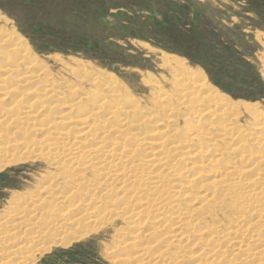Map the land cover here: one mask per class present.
<instances>
[{
    "label": "rangeland",
    "instance_id": "1",
    "mask_svg": "<svg viewBox=\"0 0 264 264\" xmlns=\"http://www.w3.org/2000/svg\"><path fill=\"white\" fill-rule=\"evenodd\" d=\"M0 32L3 34H1L3 40L0 42V76L3 75L2 72L6 67L10 70L14 69L12 72L10 71L12 74L10 82L14 85L12 97L10 96L9 100H6L7 102H0V120L3 121L0 122L2 126L0 127V148L9 147L7 153H0V157L8 155L4 160L0 159V264H127L122 258L135 255L134 253L145 245L157 248L159 241L156 239L155 243V237L164 234L165 231H171V224L175 223V218L172 220L168 217L169 212L166 216L163 214L159 217L155 210V213L151 212L153 209L148 207V211H144L147 213L143 212L138 219H129L131 214L137 211L145 192L151 194L148 195L150 199L158 192L152 188L153 182L158 179L149 180L148 178L144 182L146 184L140 183L141 186L140 184L134 186L133 181L130 184V179L126 182L127 178L118 174V171H121L119 167L125 164L123 162L125 159H128L122 156L121 160L115 162V167H110V170L106 169L108 173L98 166L95 168L85 167L83 162H86V159L84 158L78 163L75 160L67 162L65 156L68 152L65 147H61V140L57 139V142L56 139H53L56 138V133L61 132L63 127H67L66 122H69L73 124H68L69 129L74 127L70 131L72 135L69 133L70 137L65 141L79 140V133L81 134L87 125L78 121L82 118L84 108L90 110L95 106L97 98L101 102L107 101L106 104L111 106H114L113 103L120 105L117 112L96 114L93 119L97 122L108 120L106 128L99 127L101 125L95 126L94 134H100L99 130H106L107 133L104 142L108 145L105 143L107 146L106 150L104 149L105 155L101 153L100 159L103 157L109 160L115 159L116 154L121 151L119 150L121 147L132 148V145L136 144L134 142L137 141V144H140L137 153L142 161L136 164L135 168L138 169H136L137 172L145 170V167L141 165H143V160L148 159L146 153L150 151L149 145L145 142L155 138L151 136L154 130L166 132V137L168 140L170 139L171 144L167 140L166 146H163L161 152L166 154V159L168 158L169 169L166 168L167 170L162 172V176L166 177V180L168 179L166 182H170L172 185L168 184L164 192L168 190L169 195L172 194L175 197L171 201L178 205L179 209H182V213H185L183 216L192 217L191 220L196 217L193 220H196L194 222L196 224L193 223L191 228L193 230L188 232V234L195 235L192 236L193 238L199 237L198 230L200 231V228L205 229L209 226H211V231H207H210V234L213 231V233H217L212 236L213 240L208 242L207 249L201 255L200 264H241L244 260V264H264V241L263 243L260 241V236L264 234V228L256 226V224L252 226V219L255 216L251 215V210H249L254 207L253 199L256 196L264 202V187L261 186L264 185V162L250 161L247 156L250 153L264 155V127L263 130L262 128L258 130V127H261V122L257 119L259 116L264 117V0H0ZM13 32L14 34H12ZM20 41L23 45H27L31 54L38 59L37 66L29 68L28 60L23 58L21 49H17ZM10 43L11 45H8ZM164 55H170L175 57L174 59L183 61L189 69L196 70V72L201 71L209 81V85L222 97L224 96V99L240 106L238 111L227 110L226 112L219 108L215 115H204L205 107L195 104L200 99L198 97L191 99V96H196V92L192 91L193 94L189 91L185 97L186 106L183 104L181 106L182 100L176 90V84L173 82L174 80L180 82L179 75L175 73L176 71L164 67L165 64L162 61ZM4 56L7 57L6 60ZM16 58H18L17 63L21 62V65L13 67L11 66L12 60ZM22 60H27V62ZM77 62L87 66L86 72L76 70V73H71ZM38 71H41L39 85H27L25 78L21 80L24 83L18 80L19 77L22 78L29 72L39 74ZM108 84L116 86L115 92L108 88ZM50 86L60 93L56 92L55 96L48 98L42 90ZM5 88L8 86L0 88V90ZM157 88L163 94L169 95L164 103L161 100H155ZM32 91L35 93L29 96L28 94ZM20 95L23 100L19 107L25 106L28 98L31 100L34 95L42 103L39 104L38 101L35 110H32V114L37 118H33L34 120L32 118L21 119L18 121L19 124H15L11 121H14L18 114L13 115L12 111L10 113L6 111L10 110V106L7 107L10 101H17ZM103 98L105 99L102 100ZM128 101L136 103L140 108V112L138 110L129 113L127 115L129 119L126 118V121L128 120L136 127L120 126V118H124L125 111L129 109L126 107ZM66 103L70 104L73 109L69 111V107L66 108V105L68 106ZM3 107H5V111ZM246 107L254 110H247V112ZM170 108H178L172 109L173 114H176L174 115L176 117L172 118L175 120L174 122H168L167 115ZM11 109L15 110L16 108ZM154 109L159 111L156 113L157 117L156 114H153V119H146L150 118L149 115ZM63 118H67V120L65 121ZM53 122L58 125L56 124L54 129L49 128L48 125ZM129 122L126 123L129 124ZM210 124L214 127L226 125L229 129L224 136H219L220 131L217 128L213 130L212 135L203 134L202 131L209 128ZM45 125L49 130L44 127ZM39 127H44L51 133L48 141H45V135L36 136L34 134L35 128ZM18 128L23 130L19 131ZM25 129H29L28 132ZM166 130L169 132L167 133ZM191 130L193 134L190 133L188 138L187 133ZM231 131H233L232 134ZM13 132L15 133L13 134ZM195 135L201 141L193 138ZM84 136L82 140L88 141L87 131ZM22 139L29 141L33 147L20 150L17 153L12 152L14 142L17 140L20 142ZM188 139L190 144L192 142L194 144L190 151H188V143L185 141ZM41 140L43 141L41 148H39L40 146L39 150L34 148V144ZM114 141L121 144L117 149H112L111 145ZM92 143H96V141ZM167 143L173 148H169ZM212 143H215L218 151L212 149ZM206 145L212 151L203 150L204 147L207 148ZM201 147L203 148L201 149ZM109 149H112L110 154L107 153L110 152ZM175 149L178 151L175 152ZM164 154L162 155L164 156ZM216 154L224 155L223 161L221 159L220 162H223L222 165L227 164L230 169L233 168L235 170L234 177L238 179L229 176L222 180V184L219 183L211 189L212 191H207V183L216 177L215 172L223 170L221 169L222 165L220 167L215 165L216 161L221 158V156H215ZM137 157L138 155L131 158L137 159ZM133 159H128V161L132 162ZM261 160L263 159L259 158V161ZM220 162L218 163L220 164ZM137 165L142 168L139 169ZM246 169L252 170L245 173ZM104 172L107 173L106 176H104ZM162 176L159 175L161 179ZM252 176L258 182L253 183L256 186L249 181ZM261 176L262 178H260ZM125 183L127 185L121 186ZM134 183L138 182L134 181ZM238 183L240 186L234 196L235 199H227L225 195L229 192L226 191L235 188ZM129 184L135 190H132L128 186ZM151 185L153 186L151 187ZM251 187L258 189L255 194H250L251 196L253 194V197L248 196L249 193H244L251 190ZM119 188H122L121 191ZM139 188H146V190L139 191ZM198 196H205L208 202L211 196L210 202L214 201V204L212 203L214 206L210 207V203H205L207 205L203 208L200 200L197 199ZM225 198L227 202H225ZM119 199L120 201H118ZM243 200L244 202H242ZM225 203H228L227 206ZM261 205L259 206L262 211L260 214L264 215V205ZM200 207L204 210L205 215H199ZM194 210L195 212H193ZM23 211L24 213H22ZM63 217L64 219L69 217L68 221L70 222L80 218L81 223L75 225L74 222H65L62 220ZM17 218L23 222V225L18 224ZM162 218L165 220L164 224L162 223L164 220L158 221ZM178 221H182V216ZM240 221L242 222L240 223ZM246 222L251 224H248L250 228L247 229L248 233L246 232L245 235L252 234L260 237L259 241L252 242L253 246L250 247L251 249L249 248V253L241 251L238 255L236 254L238 252L235 249L239 247L236 242L240 243L239 239L238 241L229 240L228 245H226L227 242L220 243L221 246L215 243L221 235H225L223 231L225 232L229 228L230 232V229H234L236 225ZM59 227L60 229L57 230ZM14 233L16 236L12 235ZM52 233L56 235L54 236ZM186 234L182 232L178 239ZM128 235L131 237L128 238ZM246 236L242 237L243 240L241 239L243 243L255 239H248L250 237ZM181 240L185 242L184 239ZM154 243L155 245H153ZM163 244L160 246H164ZM193 244V242L185 243V248H181L184 250L179 249L180 252L175 250L174 243L172 246L170 245V248L165 245L162 248L167 253L161 259L160 264H192L194 260L192 256L202 247L200 245L198 248L197 246L194 248ZM215 244L220 247L216 248L217 253ZM243 248L241 250L245 249ZM170 250L172 251L169 252ZM257 250L260 252L258 253ZM261 252L262 254H260ZM156 254L154 253L153 257ZM172 259L178 261L173 263L170 261ZM133 261L129 264L140 263V259ZM144 262L154 264L152 258L144 260Z\"/></svg>",
    "mask_w": 264,
    "mask_h": 264
},
{
    "label": "bare ground",
    "instance_id": "2",
    "mask_svg": "<svg viewBox=\"0 0 264 264\" xmlns=\"http://www.w3.org/2000/svg\"><path fill=\"white\" fill-rule=\"evenodd\" d=\"M1 32H3V31H1ZM0 32V42L3 40L2 39V33ZM2 34V35H1ZM12 34H14V32L12 33ZM14 37V36H13ZM4 38H5V36H4ZM10 39H11V37H10ZM19 39V38H18ZM7 40V39H6ZM5 40V41H6ZM14 40V39H13ZM4 41V42H5ZM12 42V41H11ZM7 43V42H6ZM5 43V44H6ZM8 45H11V43L10 44H8ZM19 48H17V49H21V54H23L22 56H23V58H26L27 60H28V62H27V60H22V61H26L27 62V64H28V66H30L29 68H31V67H35V66H37V61H38V59H36V57L35 56H33V54H31L32 52L30 51V48L26 45H23L22 44V42L20 41L19 42ZM1 48V47H0ZM5 48V47H4ZM13 49V48H12ZM6 51V50H5ZM9 52H11V50H9ZM13 52H15L14 51V49H13ZM6 53H7V51H6ZM9 54V53H8ZM14 54V53H13ZM2 55H3V53H2ZM11 55V54H10ZM1 56V55H0ZM12 56V55H11ZM15 56H20V55H15ZM4 58H5V56H4ZM7 58V57H6ZM6 58H5V60H6ZM10 58V57H9ZM19 58H21V57H19ZM175 57H171L170 55H164L163 56V59H162V61H163V64H165L164 65V67L165 68H170V70H172V71H176L175 73H177V75H179V81L180 82H177V80H174L173 82H174V84H176L175 85V87H176V90H177V92L179 93V96H180V98H181V106H182V104L183 105H185L186 103H185V101H187L186 100V95L188 94V92L190 91H192V92H196V96H191L192 98L191 99H193V98H196V97H198L200 100H197L196 102H195V104L197 105V106H202V107H205V109H204V115L205 114H209V116H210V114H214L215 115V113L217 112V111H219V108H221V109H224L226 112H227V110L228 111H230V112H233V111H238L237 109H239V105H235V104H233V103H231L228 99H224L222 96H221V94L220 93H218L213 87H211L209 84V81L206 79V77L204 76V74L200 71H198V72H196V70H192V69H189L187 66H186V64L183 62V61H181V60H178V59H174ZM3 59V58H2ZM17 60H18V58H16V59H13L12 60V65L11 66H13V67H18V64H20L21 65V62L20 63H17ZM10 61V60H9ZM14 62V63H13ZM79 62V61H78ZM76 63L75 64V68H72L73 70H71V73H76V70L77 71H79V70H81V71H83V72H86L85 70L87 69V66H85V65H83V64H81V63ZM9 63V62H8ZM23 63V62H22ZM11 64V63H10ZM14 64H15V66H14ZM24 64H25V67H26V63L24 62ZM24 64H23V66H24ZM30 64V65H29ZM10 66V67H11ZM9 67V66H8ZM12 68V67H11ZM22 68V67H21ZM28 68V67H27ZM26 68V69H27ZM172 68H174V69H172ZM45 69V68H44ZM43 69V70H44ZM14 70V69H13ZM12 69L10 70V68H7L6 67V69H4L3 70V75L2 76H0V88H3V87H5V86H8V88H5V89H1L0 90V102H3V101H6V100H9V98H10V96H11V93L14 91V85H12L11 83L12 82H10V78H11V76H12V74H10V71L12 72L13 71ZM16 71H18V69H15ZM42 71V70H41ZM41 71H38V73L39 74H37L36 72H32V73H27V74H25V76L23 77L22 75V78H20L19 77V79L18 80H23V78H25V79H27V83H25V84H27V85H29V84H32V85H39V83H41L40 82V78H39V76H40V72ZM45 71V70H44ZM83 74H90V73H83ZM41 76H44V75H41ZM47 76H50L49 74H47ZM43 78V77H42ZM50 81V80H49ZM21 83H24V81H21ZM46 85H48V84H46ZM42 86V85H41ZM44 86V85H43ZM57 86V85H56ZM108 86V88H111V90L113 91V92H115L114 90L116 89V86L115 85H112V84H108L107 85ZM59 88H60V86H58ZM64 87V86H63ZM36 88V87H35ZM154 88V87H153ZM36 90V89H35ZM56 90H57V88H56ZM194 90V91H193ZM29 91H30V89H29ZM157 91V92H156ZM155 91V93H157V94H155V96H156V98H155V100L156 99H158V100H161V101H163V103L169 98V95H167V94H163L162 93V91L159 89V88H157V90ZM42 92L44 93V94H46V96H48V98L49 97H53V96H55V93L57 92V91H55L54 90V88L52 87L51 88V86L50 87H47L46 89H43L42 90ZM153 92V91H152ZM191 92V93H192ZM35 93V91H32V93H29L28 95L30 96V94L32 95V94H34ZM37 93V92H36ZM58 93V92H57ZM60 93V92H59ZM58 93V94H59ZM64 93V92H63ZM190 93V94H191ZM111 94V93H110ZM193 94V93H192ZM191 94V95H192ZM38 96V95H37ZM83 96V95H82ZM12 97V96H11ZM31 97H33V96H31ZM36 96L34 95V98H30L31 100H29V98H28V102H27V106L25 105V106H22V107H19V105L21 104V101L23 100L22 98V96L20 95V97L17 99V101H10V103H9V105L7 106V107H9L10 106V110H8V109H6V110H8V111H6V112H11V113H13V115L14 114H18V116H17V118L14 120V121H11V123L13 122H15V124H19L18 123V121L19 120H21V119H30V118H37L35 115H33L32 114V110L35 108V106L36 105H38V99H36L35 98ZM85 97H88V96H85ZM99 97H102V96H99ZM123 97V96H122ZM62 98V97H61ZM105 98H103L102 100H104ZM20 100V101H19ZM47 100V99H46ZM77 100V99H76ZM123 100V99H122ZM188 100H190V99H188ZM73 101H75V100H73ZM121 101V100H120ZM7 102V101H6ZM172 102V101H171ZM40 103H42L41 101H39V104ZM107 103V101H103V102H101V100L100 99H96L95 100V106H93L90 110L89 109H85L84 108V111H83V115H82V118L78 121V122H80V123H82L83 125H87V127H85V129H83L82 130V128H81V130H82V132H81V134L79 133V135H78V139L79 140H77V141H72V142H66L65 141V139L66 138H69L70 137V135H69V133H70V131H71V129H73V127H71L70 129H69V125L71 124V123H69V122H66V124H67V127H63L62 129H61V132H59V133H56V138H53V139H56V141H57V139L58 140H61V147H65V149H66V151L68 152L67 154H66V156H65V159L67 160V162H68V160H72V162H74V160L78 163L81 159H86V162H83L84 163V165H86L85 167H94L95 168V166H98V168L100 167L102 170L103 169H105V171H106V169H109L110 170V167H115V165H116V161L117 160H121V156L122 157H127L128 159H133V158H131V157H133V156H136V155H138V157H137V159H133L132 160V162H129L128 161V159H123L124 161V165L123 166H121V165H119V166H121V167H119L120 169H121V171H118V174L119 175H123L124 177H126L127 179L125 180L126 182H128L129 181V179H130V184H131V182L133 181V184H134V186H135V184H136V186H139V184L141 183V182H145V180L146 179H148L149 178V180H153V179H158L157 181H155V182H153L154 183V186L153 185H151V187L155 190L156 189V191H158L156 194H154V196H153V198H149L148 197V195L150 194V193H148V192H143L144 193V195H142V197H144V198H142L143 200L142 201H140L141 203H140V205L137 207V211H135V213L133 212L132 214H131V216L129 217V219H138L139 217H141V215H142V213L144 212V211H148V207H150L151 208V210L153 209V211H151V212H154V210H155V212H156V214L157 215H159V217H160V215H163V214H165L164 216H166L167 215V212H169V216L168 217H170L172 220L175 218V223H173V224H171L172 225V227L170 228L171 229V231L170 232H164V234H162V235H159L158 237H155V239H154V241H155V243H156V239H158V241H159V245H158V247L156 248L155 246H150V245H145V246H143V247H140V249H136L137 248V246H136V250H137V252L136 253H134L135 255H128L126 258H122L123 259V261L125 262V263H127V264H129V263H131L133 260H139L140 259V263L139 264H150L149 262H144V260H147V259H150V258H152V261L154 262V264H160V262H161V259L162 258H164V256L166 255V253L167 252H165V250H163V248L162 247H164L165 245H167V246H165V247H169L170 248V245L172 246V244L174 243L175 245H176V251L177 250H184V249H181V248H185V246H184V244L186 243V244H190V242H193L194 244L192 245V247H196L197 246V248L200 246V245H202V247H201V249L200 250H198V251H196V254H194V256H192V258L194 259L193 261H192V264H200L201 263V255L205 252V250L207 249L206 247H207V244H208V242L209 241H211V240H213L212 239V236L214 235V234H217L216 232L215 233H213V232H211L212 234H210V231H211V229H210V227L211 226H209V227H205V229H203V228H200L201 230L199 231L198 230V232H199V237H196V238H193L194 236L193 235H191V234H188V232H190L191 230H193V229H191L192 227H193V223L196 221H193L194 220V218H196V217H194L193 218V220H191L192 219V217L190 218V217H185V216H183V214L185 215V213H182L183 211H182V209H179V206L178 205H176V204H173V202L171 201V199H173V198H175L172 194H170V195H172V196H170L169 195V192H168V190H167V192L165 191L164 192V190H166V187H167V185L169 184L170 186L172 185V184H170V182L168 183V182H166L167 180H166V177H164V176H162V172L165 170H167L166 168H168L169 169V167H168V161H167V159H166V157L167 156H165L166 154H164V153H162L161 151L163 150V146L165 145V143L167 142V138L168 137H166V132L165 131H161V130H154V131H152L153 133H151V136H154L155 138L152 140V141H149V142H145V144H147V145H149V152H147L146 153V155H147V158L148 159H145V160H143V162H145V163H143L142 162V164L143 165H141V166H144L145 168V170H140V172L138 171L137 172V168H135V166H136V164H138L139 162H141L142 160V158H139V154L137 153V151H138V147H139V145L137 144V141L136 142H134V143H136V144H134V145H132V148H125V147H121L119 150H121L120 152H118L117 154H116V158L115 159H112V160H109V159H106V158H99V157H101L100 156V154L101 153H105V151H104V149L105 148H107V146H106V142H104V140L106 139V136H107V133H106V130L105 131H103V130H99L98 132H100V134H98V133H96V134H94V132L96 131L95 130V126L96 125H101V126H99V127H101V128H106V127H108L106 124H108V122H106V121H108L107 119L106 120H104V121H94L93 119H95V115L96 114H100V113H111V112H113V113H115V112H117L118 110H119V106L120 105H118V103H113L114 104V106L112 105H109V104H106ZM132 103V102H131ZM129 101L126 103V107H129V109L128 110H126L125 111V117L124 118H120V126L122 127V126H130L131 125V127H136V126H133L128 120L126 121V118H128L127 117V115H129V113H132V112H136V111H138L140 108L138 107V105L136 104V103H132L131 104ZM66 104H68V103H66ZM79 105V104H78ZM85 105V104H84ZM81 106H83L82 104H81ZM186 106V105H185ZM242 106H244V105H242ZM69 107V111L70 110H72L73 109V107L70 105V104H68V106L66 105V108H68ZM72 107V108H71ZM75 107V106H74ZM0 108H1V106H0ZM4 108V111H5V107H3ZM11 108H16L15 110H12ZM183 108V107H182ZM210 108V109H209ZM247 109H246V111L247 110H252V109H249V107H246ZM173 108H170V111H168V117H169V119H168V122H174L175 120L174 119H172V118H174V117H176V116H174V115H176V114H173L174 112H173V110L175 109H173ZM176 109H178V108H176ZM175 109V110H176ZM242 109V108H241ZM240 109V110H241ZM35 110V109H34ZM110 110H112V111H110ZM199 110V109H198ZM239 110V111H240ZM254 110V109H253ZM74 111V110H73ZM5 112V113H6ZM35 112H37V111H35ZM43 112V111H42ZM47 112V111H46ZM67 112V111H66ZM139 112H140V110H139ZM159 111H157V110H152V113L149 115L150 116V118L148 117V118H146V119H153V117H152V115L153 114H156V113H158ZM248 112V111H247ZM2 113V112H1ZM39 113V112H38ZM40 113H41V111H40ZM150 113V112H149ZM68 114V113H67ZM71 114V113H70ZM124 114V113H123ZM203 114V113H202ZM249 114V113H248ZM257 114H259V113H257ZM261 114V113H260ZM1 115H3V114H1ZM37 116H39V115H37ZM94 116V117H93ZM155 116V115H154ZM199 116V115H198ZM220 116V115H219ZM254 116V115H253ZM263 116V115H262ZM73 117H75V116H73ZM72 117V118H73ZM117 117V116H116ZM156 117H157V114H156ZM155 117V118H156ZM171 117V118H170ZM257 117V116H256ZM6 118V117H5ZM70 118H71V116H70ZM76 118H77V116H76ZM118 118V117H117ZM2 119H3V116H2ZM63 119H65V121L67 120V118H63ZM129 119V118H128ZM254 119V118H253ZM261 123V127L259 128L258 127V130H260L261 128H262V130H263V127H264V117L263 118H261L260 116L257 118ZM6 120V119H5ZM34 120V119H33ZM32 120V121H33ZM75 120H77V119H75ZM133 120V119H132ZM160 120V119H159ZM28 121H30V120H28ZM118 121V122H119ZM129 122V124L128 123H126V122ZM134 121V120H133ZM148 121V120H147ZM161 121V120H160ZM254 121H256V120H254ZM0 122H1V120H0ZM3 122V121H2ZM1 122V123H2ZM41 122V121H40ZM55 122V121H54ZM51 123V124H49L48 126H49V128H52V129H54V128H56L55 127V125L57 124V123ZM145 122V121H144ZM167 122V121H166ZM263 122V123H262ZM0 123V124H1ZM26 123V122H25ZM59 123V122H58ZM7 124V123H6ZM14 124V125H15ZM54 124V125H53ZM65 124V123H64ZM69 124V125H68ZM236 124V123H235ZM3 125H4V123H3ZM7 125H9L10 126V124H7ZM7 125H6V127H7ZM58 125V124H57ZM71 125H73V124H71ZM79 125V124H78ZM5 126V125H4ZM4 126H3V128H4ZM39 126V125H38ZM47 125H45L44 127H46ZM167 126V125H166ZM166 126H165V128H166ZM218 125H216V127H214V125H212L211 126V124H210V127L208 128H205L203 131H202V133L203 134H211L212 135V133H213V130L215 129V128H217L219 131H220V133H219V136H224L225 135V133H226V131H227V129H229L226 125H222V126H220V127H217ZM0 127H2L1 125H0ZM15 127V126H14ZM44 127H39V128H35V130H34V134L36 135V136H38V135H45L44 136V139H45V141H48L49 139H50V134L51 133H49L48 132V130H49V128L48 127H46V128H48V130L46 129V128H44ZM78 127H80V125L78 126ZM82 127V126H81ZM137 127H139L140 128V126H137ZM13 128V127H12ZM27 128V127H26ZM110 128H112V127H110ZM6 129V128H5ZM77 129V128H76ZM115 129V128H114ZM186 129V128H185ZM18 130L19 131H21V130H23V129H21V128H18ZM25 130H27V129H25ZM29 130V129H28ZM28 130H27V132H28ZM187 130V129H186ZM231 130V129H230ZM233 130V129H232ZM238 131H239V129H237ZM31 131V130H30ZM30 131H29V134H30ZM74 131V130H73ZM86 131H87V137H88V141H83L82 140V137L85 135V133H86ZM111 131V130H110ZM136 131V130H135ZM167 131V130H166ZM189 131V130H188ZM192 131V130H191ZM189 132V133H187V136H188V138L190 137V133H192L193 134V131L192 132ZM195 131V130H194ZM242 131V130H241ZM26 132V134H28ZM139 132H140V130H139ZM169 132V130L167 131V133ZM229 132V131H228ZM232 132L233 131H231V134H232ZM242 132H244L245 133V131H242ZM15 132H13V134H14ZM32 133V132H31ZM138 132H136V134H137ZM197 133H199V132H197ZM25 134V133H24ZM33 134V133H32ZM71 134V133H70ZM135 134V133H134ZM139 134V133H138ZM231 134H230V136H231ZM235 134V133H234ZM247 134V133H246ZM246 134H244V135H246ZM72 135V134H71ZM173 135V134H172ZM198 135V134H197ZM201 135V134H200ZM208 135V136H209ZM229 135V134H228ZM240 135V134H239ZM238 135V136H239ZM243 135V136H244ZM251 135V134H250ZM264 135V134H263ZM24 136H26L27 137V135H24ZM186 136V137H187ZM204 136V135H203ZM233 136V135H232ZM1 137V136H0ZM85 137V139H86V136H84ZM91 137V138H90ZM205 137V136H204ZM251 137V136H250ZM252 137H254L253 135H252ZM41 138V137H40ZM49 138V139H48ZM193 138H197V136L195 135ZM210 138V137H209ZM230 138V137H229ZM232 138V137H231ZM234 138V137H233ZM261 138V137H260ZM259 138V139H260ZM27 139V138H26ZM36 139V138H35ZM34 139V140H35ZM41 139H43V138H41ZM52 139V138H51ZM127 139V138H126ZM177 139V138H176ZM182 139V138H181ZM197 139H199V138H197ZM215 139V138H214ZM225 139V138H224ZM253 139V138H252ZM24 139H22V141H23ZM28 140V139H27ZM38 140V139H37ZM40 140V139H39ZM38 140V141H39ZM170 140V139H169ZM169 140H168V142H169ZM189 140V139H188ZM188 140H185L186 141V143H188V151H190L191 149V147L194 145L193 144V142H192V144H190L191 142H190V140L188 141ZM229 141H230V139H228ZM245 140H246V138H245ZM247 140H249L248 138H247ZM263 140V139H262ZM20 141L19 142V140H17V141H15L14 142V145L12 146V152H14V153H17L18 151H20V150H27V149H29V148H32L33 146V144L32 145H30L29 144V141ZM31 141V140H30ZM42 141V140H41ZM40 141V142H41ZM93 141H96V143H92ZM123 141H125V139H123ZM199 141H201L200 139H199ZM220 141V140H219ZM218 141V142H219ZM40 142H38V143H36V144H34L35 146H34V148L36 147L37 149H38V147L39 148H41V144H43V141L40 143ZM58 142V141H57ZM171 142V141H170ZM169 142V143H170ZM190 142V143H189ZM224 142V141H223ZM260 142V141H259ZM32 143H35V142H32ZM55 143V142H54ZM106 143V144H105ZM120 142H113L112 143V149H117L118 147H119V145H121V144H119ZM211 143V142H210ZM29 144V145H28ZM168 144V143H167ZM171 144V143H170ZM213 145L211 146L212 147V149L214 150L215 149V151H218V150H216V145H215V143H212ZM4 145V144H3ZM45 145H47V144H45ZM52 145V144H51ZM108 145V144H107ZM169 145V144H168ZM177 145V144H176ZM4 146H6V145H4ZM143 146H144V144H143ZM166 146V145H165ZM170 146V145H169ZM180 146V145H179ZM242 146V145H241ZM244 146V145H243ZM45 147V146H44ZM43 147V148H44ZM49 147V146H48ZM141 147V146H140ZM173 148V146L171 145L169 148ZM175 147V146H174ZM206 147H207V145H206ZM210 147V148H211ZM8 148L9 147H1L0 148V153H7V150H8ZM42 148V149H43ZM165 148V147H164ZM181 148V147H180ZM203 147H201V149H202ZM226 148H227V146H226ZM36 149V150H37ZM112 149H109L110 150V152H107V153H111V151H112ZM141 149V148H140ZM212 149H209L208 147L207 148H203V150H210V151H212ZM39 150V149H38ZM37 150V151H38ZM106 150V149H105ZM171 150V149H170ZM184 150V149H183ZM41 151H44V150H41ZM45 151H46V149H45ZM176 151H178V149H175V152ZM187 151V152H188ZM8 152H10V151H8ZM65 152V151H64ZM164 154V156L161 154ZM173 152V151H172ZM251 152V151H250ZM125 153H126V155H125ZM167 153V152H166ZM174 153V152H173ZM77 154H79V156H77ZM231 154V153H230ZM264 154V153H263ZM105 155V154H104ZM143 155V154H142ZM145 155V154H144ZM8 155H2L1 157H0V159H3L4 160V158L5 157H7ZM111 156L113 157V155L111 154ZM215 156H221V158H219V157H217V158H219V161H216V164L215 165H217V166H219L220 167V165H222L223 164V162H220V160L222 159V157L224 156V155H218V154H216ZM248 156V159L250 160V161H257L258 160V163H262V162H264V155H262V154H249V155H247ZM246 156V157H247ZM249 156H250V158H249ZM13 157V156H12ZM165 157V158H164ZM233 157V156H232ZM236 157V156H235ZM258 157V158H257ZM259 158L260 159H263V160H261V161H259ZM64 159V160H65ZM83 159V160H84ZM236 159V158H235ZM2 160V161H3ZM65 160V161H66ZM83 160H81V161H83ZM171 160V159H170ZM228 160V159H227ZM242 160V159H241ZM63 161V160H62ZM215 161H214V163H215ZM221 161H223V159L221 160ZM71 162V163H72ZM128 162V163H127ZM174 162V161H173ZM218 162H220V164L218 163ZM242 162V161H241ZM126 163H127V165H126ZM212 163V162H211ZM218 163V164H217ZM141 164V163H140ZM213 164V163H212ZM249 164V163H248ZM2 165V164H1ZM131 165V166H130ZM215 165H214V167H215ZM255 165V164H254ZM130 166V167H129ZM137 167L139 168L140 167V165L138 166L137 165ZM87 168V169H88ZM119 168H117V169H119ZM142 168V167H141ZM141 168H139V169H141ZM253 168V167H252ZM100 169V170H101ZM114 169V168H113ZM112 169V170H113ZM137 169V170H136ZM174 170H175V168H173ZM216 169V168H215ZM221 169H223L222 171H217V172H215V176L217 177H214V178H212L213 179V181H211V179H210V182H208L207 184V191L209 190H211V189H213V188H215V186L217 185V184H219V183H221L222 182V180H224V179H226V178H228L229 176H231L232 178H234V179H238L237 177H234V169L233 168H229L228 167V165L227 164H224V165H222L221 166ZM95 170V169H94ZM98 170V169H97ZM112 170H111V172H112ZM218 170V169H217ZM251 170L252 169H250V170H247L246 169V171H244L245 173L246 172H251ZM91 171V170H90ZM99 171V170H98ZM97 171V172H98ZM115 171V170H114ZM113 171V172H114ZM169 171V170H168ZM175 171H177V170H175ZM65 172V171H64ZM107 172V171H106ZM110 172V171H109ZM101 173V172H100ZM103 173V172H102ZM105 173V172H104ZM108 173V172H107ZM107 173H105V175L104 176H106V174ZM116 173V172H115ZM239 173V172H238ZM94 174H97V173H94ZM117 174V173H116ZM115 174V176H117ZM138 174V175H137ZM166 174V173H165ZM177 174V173H176ZM175 174V175H176ZM236 174V173H235ZM257 175H259L258 173H256ZM99 175H101V174H99ZM98 175V176H99ZM159 175L160 176H162V179L159 177ZM179 175V174H178ZM241 175V174H240ZM264 175V174H263ZM94 176H96V175H94ZM97 176V177H98ZM102 176V175H101ZM149 176V177H148ZM249 177H250V174L248 175ZM247 176V177H248ZM132 177H134L133 178V180H131V178ZM175 177V176H174ZM192 177V176H191ZM213 177V176H212ZM242 177V176H241ZM246 177V178H247ZM254 176H252V178L251 179H249V181L251 182V184H253V183H258L257 181H255L256 179L255 178H253ZM85 178V177H84ZM104 178V177H103ZM106 178V177H105ZM188 178V177H187ZM190 178V177H189ZM260 178H262V176L260 177ZM113 179V178H112ZM190 179H192V178H190ZM193 180V179H192ZM239 180H241L242 181V179H239ZM258 180L260 181V179L258 178ZM262 180V179H261ZM113 181V180H112ZM117 181V180H116ZM121 181V180H120ZM134 181H136V182H138V183H134ZM174 181V180H173ZM109 182V181H108ZM122 182V181H121ZM189 182V181H188ZM247 182V181H246ZM261 182V181H260ZM177 183V182H176ZM240 183V182H239ZM239 183H238V185L235 187V188H230V189H228L226 192H229L228 194H226V192H225V196L227 197V199H229V198H234V196H236V191H237V189L239 188ZM262 183V182H261ZM113 184V183H112ZM130 184L128 185V186H130ZM132 184V185H133ZM144 184H146V183H144ZM222 184V183H221ZM233 184H235V183H233ZM122 185H127L126 183L125 184H121V186ZM176 185V184H175ZM184 185V184H183ZM206 185V184H205ZM249 185V184H248ZM254 185V184H253ZM120 186V185H119ZM140 186H141V184H140ZM143 186V185H142ZM147 186V185H146ZM242 186H243V184H242ZM247 186V185H246ZM251 186V185H250ZM254 186H256V185H254ZM261 186H263L264 187V185H261ZM260 186V187H261ZM124 187V186H123ZM127 187V186H126ZM148 187V186H147ZM173 187V186H172ZM179 187V186H178ZM184 187H188V186H184ZM183 187V188H184ZM244 187V186H243ZM248 187V186H247ZM259 187V186H258ZM262 187V188H263ZM125 188V187H124ZM123 188V189H124ZM129 188V187H128ZM130 188L132 189L133 188V186H130ZM136 188V187H135ZM144 188V187H143ZM142 188V189H143ZM182 188V187H181ZM182 188V189H183ZM204 188V187H203ZM252 188V187H251ZM250 188V189H251ZM255 189H251V190H248V191H245L244 193L245 194H247V193H249V195L248 196H251L250 194L251 193H254L255 194V191H257L256 190V187H254ZM120 189V188H119ZM122 189V188H121ZM121 189H120V191H121ZM141 188H139V191L140 190H142ZM172 189V188H171ZM171 189H169V190H171ZM246 189H248V188H246ZM245 189V190H246ZM260 189V188H259ZM264 189V188H263ZM117 190V189H116ZM130 190V189H129ZM132 190H135V189H132ZM144 191L146 190V188L145 189H143ZM206 190H204L205 192H206ZM241 190V189H240ZM124 191V190H123ZM172 191V190H171ZM182 191V190H181ZM212 191V190H211ZM216 191V190H215ZM239 191V190H238ZM260 191V190H259ZM262 191V190H261ZM260 191V192H261ZM131 192H133V191H131ZM136 192V191H135ZM165 193V194H161V193ZM203 192V191H202ZM205 192H203V193H205ZM263 192V191H262ZM125 193V192H124ZM137 193V192H136ZM135 193V194H136ZM258 193V192H257ZM256 193V194H257ZM123 194V193H122ZM129 194H132V193H129ZM138 194V193H137ZM136 194V195H137ZM208 194V193H207ZM210 194V193H209ZM212 194V193H211ZM210 194V195H211ZM213 194H215V196H216V193H214V191H213ZM139 195V194H138ZM151 195V194H150ZM218 195V194H217ZM124 196H125V194H124ZM135 196V195H134ZM214 196V195H213ZM238 196V195H237ZM247 196V195H246ZM138 197V196H137ZM140 197V196H139ZM151 197V196H150ZM177 197V196H176ZM186 197V196H185ZM218 197V196H217ZM251 197H253V194H252V196ZM250 197V198H251ZM259 197V196H258ZM262 197V196H261ZM219 198V197H218ZM217 198V199H218ZM242 198V197H241ZM245 199L247 198V197H244ZM249 198V197H248ZM256 198H257V196H256ZM255 198V199H256ZM129 199V198H128ZM197 199H199L200 201V203L202 204L201 206L203 207H205L207 204H205V203H210V207L211 206H214L213 204H214V201H213V199H212V203L210 202V199H211V196H210V199H209V202L207 201V199L205 198V196H198L197 197ZM235 199V198H234ZM237 199V198H236ZM255 199H253L254 200V204H253V208H250L249 210H251V212H250V214L251 215H254L255 216V218H253L252 219V221L254 222H252V226H254L255 224H256V226L258 225V226H260V227H262V228H264V215L263 214H260V212L262 213V211L260 210L261 209V207H259L262 203H264L263 201H261V199H259V198H257L256 200ZM34 200V199H33ZM32 200V201H33ZM40 200V199H39ZM131 200V199H130ZM170 200V201H169ZM230 200V199H229ZM249 200V199H248ZM252 200V201H253ZM118 201H120V199L118 200ZM131 201H133V200H131ZM218 201V200H217ZM221 201V200H220ZM232 201H233V203H234V200L232 199ZM238 201V200H237ZM37 202H38V200H37ZM116 203V201H113V203ZM123 202V201H122ZM225 202H227L226 201V198H225ZM242 202H244V200L242 201ZM241 202V203H242ZM36 203V202H35ZM124 203V202H123ZM137 203V202H136ZM235 203H237L236 201H235ZM153 204V205H152ZM227 204L228 203H225V205L227 206ZM231 204V203H230ZM246 204V203H245ZM127 205V204H126ZM218 205H220V204H218ZM224 204H222V206H223ZM224 205V206H225ZM236 205V204H235ZM240 205V204H239ZM242 205H243V203H242ZM264 205V204H263ZM263 205H261V206H263ZM209 206V205H208ZM207 206V207H208ZM231 206H232V204H231ZM230 206V207H231ZM245 206V205H244ZM247 207L246 208H248V205H246ZM249 206H251V205H249ZM114 207V206H113ZM135 207V206H134ZM203 207V208H204ZM230 207H228V208H230ZM209 208V207H208ZM220 208V207H219ZM164 210V211H163ZM206 210V209H205ZM113 211V210H112ZM203 211V212H202ZM224 211V210H223ZM263 211H264V208H263ZM154 212V213H155ZM191 212H192V209H191ZM193 212H195V210L193 211ZM199 212H201V213H199V215L200 216H202L203 214L205 215V212H204V210H202V208L200 207V209H199ZM22 213H24V211L22 212ZM111 213V212H110ZM109 213V214H110ZM127 213H129V212H127ZM144 213H147V212H144ZM149 213H150V211H149ZM18 214V213H17ZM189 214V213H188ZM196 214V213H195ZM21 215V214H20ZM19 216V214L17 215V217ZM74 216V215H73ZM182 216V221H178V219H180V217ZM188 216V215H187ZM167 217V218H168ZM22 218H23V214H22V217L20 216V219L22 220ZM164 218H166V217H164ZM164 218H162V219H158V221L159 222H161V221H163L164 220ZM169 218V219H170ZM19 218H17V221H18V224H22L23 225V222L20 220ZM79 219L80 218H76V220H74V221H72V222H70V221H68V220H70V218L68 217V218H65L64 219V217L62 218V220L63 221H65V222H70V223H75V225H79L80 223H81V221H79ZM12 220V219H11ZM81 220V219H80ZM168 220V219H167ZM170 221V220H169ZM52 222V221H51ZM164 222H165V220L162 222L163 224H164ZM242 221H240V223H241ZM167 223H168V221H167ZM178 224H180L179 226H177ZM194 224H196V223H194ZM248 224H251L250 222L248 223V222H246L245 224H242V225H236V227L234 228V229H230L231 231L229 232L228 231V229L224 232L223 231V233H225V235H221L219 238H218V240H216V242L215 243H217V244H220V243H222V242H227V244L226 245H228L229 244V240H237L238 241V239L240 240V243H237L236 242V244H238V248L237 249H235V250H237L236 252H238V253H236L237 255L241 252V251H247L248 253H249V248L250 247H252L253 245V243L252 242H257V241H259V238L261 237V242L263 243V241H264V234L263 235H261L260 237L259 236H254V235H249V236H246L245 234H246V232H247V229L248 228H250V226H248ZM21 225V226H22ZM70 225H72L73 226V224H70ZM182 225V226H181ZM13 226V225H12ZM197 226H199V225H197ZM251 226V227H252ZM57 227V226H56ZM132 228V227H131ZM135 228V227H134ZM258 228V227H257ZM262 228H260V229H262ZM20 229V228H19ZM29 229V228H28ZM58 229H60V227L59 228H57V230ZM133 229V228H132ZM155 229H158V228H155ZM169 229V228H168ZM259 229V230H260ZM56 230V229H55ZM207 230H210V231H207ZM54 231V230H53ZM52 231V232H53ZM137 231V230H136ZM156 231V230H155ZM255 231V230H254ZM264 231V230H263ZM9 232V231H8ZM12 232V231H11ZM55 232V231H54ZM138 232V231H137ZM182 232H185V233H187L186 235H183V237H181V239H184L185 240V242H183L181 239H178L180 236H181V233ZM208 232V233H207ZM13 233V232H12ZM16 233V232H15ZM14 233V234H15ZM40 233V232H39ZM220 233V232H219ZM222 232L220 233V234H223ZM248 233V232H247ZM256 233V232H255ZM260 233V232H259ZM263 233V232H262ZM11 234V233H10ZM14 234H12L13 236H16V234L14 235ZM18 234V233H17ZM52 234H54V236L56 235L55 233H52ZM133 234V233H132ZM136 234V233H135ZM152 234V233H151ZM201 234H202V237H201ZM203 234H205V235H203ZM219 234V235H220ZM261 234V233H260ZM259 234V235H260ZM125 235V234H124ZM197 235V236H198ZM12 236V237H13ZM53 236V237H54ZM123 236V235H122ZM129 236V235H128ZM133 236V235H132ZM151 236V235H150ZM193 236V237H192ZM231 236H233L232 238H231ZM246 236V237H250V238H248V239H251V238H255L253 241H252V239L248 242V243H243L242 241H241V239L243 240V238ZM9 237V236H8ZM127 237V236H126ZM131 237V235L128 237V238H130ZM201 237V238H200ZM215 237V236H214ZM228 237H230V238H228ZM243 237V238H242ZM11 238V237H10ZM192 238V239H191ZM217 238V237H216ZM134 239V238H133ZM191 239V240H190ZM247 239V238H246ZM5 240V239H4ZM130 240V239H129ZM135 240V239H134ZM120 241V240H119ZM124 241V240H123ZM244 241H246V240H244ZM121 242V241H120ZM120 242H118V243H120ZM132 242V241H131ZM153 242V241H152ZM214 242V241H213ZM155 243L153 244V245H155ZM162 243H164L163 245L164 246H160ZM10 244V243H9ZM128 244V243H127ZM210 244V243H209ZM117 245H119V244H117ZM255 245V244H254ZM263 245H264V243H263ZM125 246V245H124ZM140 246V245H139ZM159 246H160V248H159ZM219 245H216L215 244V251H216V248L218 247ZM220 246H221V244H220ZM245 248H243V247ZM209 247V246H208ZM212 247V246H211ZM120 248V247H119ZM134 248V247H133ZM139 248V247H138ZM162 248V249H161ZM169 248H168V250H169ZM218 248H220V247H218ZM241 248H243L244 250H241ZM254 248H256V247H254ZM174 249V248H173ZM210 249V248H209ZM240 249V250H239ZM251 249V248H250ZM134 250V249H133ZM132 250V251H133ZM180 250H179V252H180ZM213 250H214V248H213ZM212 250V251H213ZM217 250H219V249H217ZM262 250V249H261ZM167 251V250H166ZM172 250H170L169 252H171ZM175 251V252H176ZM209 251V250H208ZM214 251V252H215ZM233 251V250H232ZM253 251V250H252ZM24 252V251H23ZM26 252V251H25ZM114 252V251H113ZM134 252V251H133ZM174 252V253H175ZM178 252V251H177ZM210 252V251H209ZM234 252V251H233ZM257 252L259 253L260 251H258L257 250ZM154 253H157L156 254V256H154L153 257V255H154ZM173 253V252H172ZM211 253V252H210ZM216 253H217V251H216ZM221 253V252H220ZM251 253V252H250ZM254 254L256 253V251L255 252H253ZM170 254V253H169ZM206 254H208V253H206ZM206 254H205V256H206ZM260 254H262V252L260 253ZM168 255V254H167ZM172 255V254H171ZM170 255V256H171ZM176 255H178V254H176ZM181 255V254H180ZM180 255H179V257H180ZM223 255V254H222ZM245 255H246V253H245ZM258 255V254H257ZM175 256V255H174ZM173 256V257H174ZM184 256V255H183ZM220 256V255H219ZM247 256V255H246ZM263 256V255H262ZM178 257V258H179ZM210 257L212 258V256L210 255ZM209 257V258H210ZM221 257V256H220ZM223 257V256H222ZM170 258H172V257H170ZM169 258V259H170ZM175 258V257H174ZM177 258V259H178ZM119 259H120V257H119ZM121 260V259H120ZM210 260H212V259H210ZM216 260V259H215ZM214 260V261H215ZM224 260V259H223ZM170 261H173V259L172 260H170ZM178 261V260H177ZM177 261H173V263H175V262H177ZM199 261H200V263H199ZM213 261V262H214ZM219 261V260H218ZM134 262V261H133ZM203 262V261H202ZM244 262H245V260L244 261H242V263L241 264H244ZM180 263V262H179ZM212 263V262H211ZM227 263V262H226ZM166 264H168V263H166ZM175 264H178V263H175ZM208 264V263H207Z\"/></svg>",
    "mask_w": 264,
    "mask_h": 264
}]
</instances>
